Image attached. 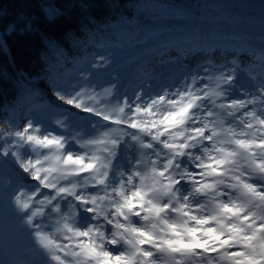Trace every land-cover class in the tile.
I'll return each mask as SVG.
<instances>
[{
	"label": "snow or ice",
	"instance_id": "obj_1",
	"mask_svg": "<svg viewBox=\"0 0 264 264\" xmlns=\"http://www.w3.org/2000/svg\"><path fill=\"white\" fill-rule=\"evenodd\" d=\"M62 16L51 3L0 15V52L39 36L48 91L29 74L17 84L50 105L46 119L0 121V194L30 242L15 264H264V51H196L155 88L91 73L58 86L50 61L101 22L86 15L61 39L41 31ZM108 63L98 55L92 68Z\"/></svg>",
	"mask_w": 264,
	"mask_h": 264
},
{
	"label": "trees",
	"instance_id": "obj_2",
	"mask_svg": "<svg viewBox=\"0 0 264 264\" xmlns=\"http://www.w3.org/2000/svg\"><path fill=\"white\" fill-rule=\"evenodd\" d=\"M24 2L25 0H0V15L6 14L8 19H13L23 7L32 14H36L40 3L56 5L61 8L64 16L52 24L41 23L39 27L41 31L47 32L57 39H61L66 30L76 31L80 21L86 15H92L94 19L101 21L82 39L73 43L69 54L64 53L56 60L50 61L47 68L49 83L60 77L66 69L65 65L71 63L69 58L76 59L82 56L79 55L80 53L86 52L90 46L87 39L94 42L92 47L103 43L104 47L100 48L103 52L113 50L116 47L117 37L122 33L126 35L129 43L144 39L151 43L154 35L180 32L188 27L194 11H201L208 15L210 22L215 25H220L226 19H233V23L238 29L247 27L248 14L258 13V22L264 23V14L254 8V4H259L258 1H254V3L244 0H125L123 3L121 0L123 4L111 9L108 4L113 0H27L28 4L23 5ZM148 6L154 11L151 23L143 20L145 16L142 10ZM260 8L264 11V8ZM177 17L187 22L181 25L179 20L174 21ZM234 18L236 19L234 20ZM203 22L210 23L206 20ZM260 32L264 33V30L263 32L260 30ZM133 39L135 40L133 41ZM9 47L11 56L0 52V121L5 118L18 121L28 112L30 115H34L36 112L34 105L41 103L39 90L36 95H32L28 85L17 84L21 74L33 75L32 83L37 84L39 88L45 85L35 76L40 70L37 60L40 50L39 36L33 34L13 38L9 42ZM12 56H14V61ZM86 61H88L87 58H84L78 62V65ZM67 77L71 78V75L67 74ZM14 96L15 98L12 99ZM2 106L8 107L4 110ZM2 206L9 208L7 200L1 199L0 207Z\"/></svg>",
	"mask_w": 264,
	"mask_h": 264
},
{
	"label": "rangeland",
	"instance_id": "obj_3",
	"mask_svg": "<svg viewBox=\"0 0 264 264\" xmlns=\"http://www.w3.org/2000/svg\"><path fill=\"white\" fill-rule=\"evenodd\" d=\"M142 13H144L145 18L143 19L144 21H148V22H152V14H154V11L151 10V8L148 6L146 8H144L142 10ZM204 13L201 11H194V14L191 18V21L189 22L188 27L193 30V32L196 31H202L204 33V37L211 39L215 34H218L219 31L224 32L227 29H238L235 24L233 23V19L231 20H227L225 22H222L220 25H215L214 23L210 22L209 17L207 19H204L202 17ZM179 20L181 22V25H183V23H186L187 21L184 19H181L179 17H177L176 19H174V21ZM209 21L210 23H204L203 21ZM220 28V30L218 29ZM262 26H255V29H261ZM252 30V28H251ZM214 31V33H213ZM251 32L249 31H244V34H250ZM172 32L167 33V36H171ZM201 34V33H200ZM222 36V35H221ZM164 37V36H163ZM172 37V36H171ZM245 37V35H244ZM224 38V35L221 37V39ZM231 41L233 42L234 40L231 39ZM259 41H263L264 40H259ZM220 42H216L214 43V45L219 44ZM142 43V44H138L136 43V45L139 46V49H141L143 46H148L146 52H144V49H141L140 52H138L139 57H145L146 60L151 59V45L154 47L153 49L157 50L159 49L161 46L152 43ZM233 44H238L239 46L243 47L246 46V41L241 39V42H233ZM95 49L93 50L91 48V46L86 49V52L84 53H80L79 55H82L81 57H78L76 59H73L72 57L69 58V61L71 60H75L73 62L74 65L68 67L66 65V69L64 70V72L61 73L59 78H56V80L52 83H55L58 86H64L67 87L68 85L77 82L80 80V74L81 73H91L92 74V80L98 82V83H104L109 81L107 78L109 77V75H111L110 72H112L113 70H116L115 73L118 74L119 76H121L122 78V83L121 85L123 89H127L126 84L128 82V84L130 83V81H135L136 83L139 80H151L153 87H157L161 84H166V83H172L177 79H172L171 77L166 76V74H170L171 73V68L172 67H164L161 68L159 71H156L155 69H153L152 73H147L144 77H142L139 73L130 70V66L129 64H126V62H129L128 59H124L121 62L118 59L119 54L117 53V51L113 50H107L106 52H103L101 50H99L100 48L97 46H94ZM258 47H259V51L262 52L264 51V45L261 44L260 42H258ZM98 55L104 56L106 59H108L110 61V63L107 64L106 67H104L102 70H98V69H94L92 68V64H94L96 62V57ZM74 57V56H73ZM84 58H87L88 61L84 62L81 65H77L78 63H76L77 61L79 62L80 60H83ZM90 60V61H89ZM68 61V62H69ZM112 65V66H111ZM111 66L108 70L107 67ZM144 65L140 63L139 66V70L142 69ZM155 67V66H154ZM119 68V69H118ZM176 70L179 69V67H175ZM161 73V75L158 77V75ZM67 74L71 75V78L67 77ZM139 77L137 78V80H135V77ZM155 80H157L158 82L156 84H154ZM124 81V83H123ZM143 83L140 85L142 86ZM42 89H45V91H48L46 85L43 86ZM131 91V90H130ZM49 98L51 99L50 95L51 93L49 92ZM44 106H47L48 109H45L44 107H42L41 110H37L33 116H35L37 119H46L49 112L50 111V105L45 104ZM26 115H30V112H28ZM1 199L3 200H7L6 196L4 194H0V202ZM29 241L27 239H22L20 232H19V226H18V221L16 220L15 216L13 215L10 207L7 209L6 206H2L0 207V264H15V261L17 260H25V259H29L26 255V249L29 246Z\"/></svg>",
	"mask_w": 264,
	"mask_h": 264
},
{
	"label": "bare ground",
	"instance_id": "obj_4",
	"mask_svg": "<svg viewBox=\"0 0 264 264\" xmlns=\"http://www.w3.org/2000/svg\"><path fill=\"white\" fill-rule=\"evenodd\" d=\"M202 17H203L204 19H207V18H208V15L203 14ZM205 38H206V37H205ZM103 39H104V38H103ZM134 40H135V39H133V41H134ZM150 48H151V57L154 58V57L156 56V53H157L158 50L153 49L154 47H153L152 45H151ZM245 48H246V47H245ZM147 50L150 51V49H147ZM159 63H160V62H157L156 65L158 66ZM159 66H160V65H159Z\"/></svg>",
	"mask_w": 264,
	"mask_h": 264
}]
</instances>
